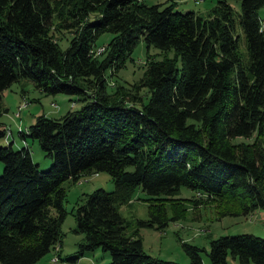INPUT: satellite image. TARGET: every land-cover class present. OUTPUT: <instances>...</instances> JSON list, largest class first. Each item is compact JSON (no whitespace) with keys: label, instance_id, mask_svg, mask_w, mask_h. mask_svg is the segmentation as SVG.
Instances as JSON below:
<instances>
[{"label":"trees","instance_id":"1","mask_svg":"<svg viewBox=\"0 0 264 264\" xmlns=\"http://www.w3.org/2000/svg\"><path fill=\"white\" fill-rule=\"evenodd\" d=\"M262 5L240 0L235 15L229 0H216L202 15L176 9L175 0H0V92L29 78L45 93L82 100L18 129L38 140L48 166L26 143H0V263L29 264L59 247L63 181L93 171L107 170L113 187L85 192L70 209L73 230L83 233L75 256L100 246L110 253L105 264H202L194 243L183 242L188 263L147 252L139 228H163L210 198L222 215L264 207ZM104 32L112 36L96 53ZM140 39L147 52L154 45L163 53L149 56L139 82L146 91L118 82L111 93L106 72L124 67ZM182 185L192 194L180 195ZM137 187L147 193V216L131 227L120 205ZM228 252L240 264H264V236L209 239L211 264H228Z\"/></svg>","mask_w":264,"mask_h":264},{"label":"rangeland","instance_id":"2","mask_svg":"<svg viewBox=\"0 0 264 264\" xmlns=\"http://www.w3.org/2000/svg\"><path fill=\"white\" fill-rule=\"evenodd\" d=\"M165 1L167 0H144L146 4L163 3ZM178 1L176 9L180 11L193 9L202 15H205L216 2V0ZM229 2L233 7L234 14L239 13L240 0H229ZM258 13L260 18L264 19V5L259 8ZM58 35L56 36L58 37ZM111 36V32H104L96 39V53L104 49V45ZM59 45L64 49L68 45V39L59 40ZM240 48L243 49L242 43ZM150 54L156 58L163 56V53L154 45H150L147 52L146 43L143 39H140L132 52V58L126 61L124 67L111 76H109L110 71L106 72L108 75V90L114 93L113 91L119 82L127 87H132L131 90L134 89L137 90V93L143 94L146 90L144 87L139 86V82L150 59ZM165 55L171 56L172 51H167ZM23 90L25 95L22 96ZM2 91L0 95V121L3 124H8L10 128L12 127L16 138L15 147L25 143L24 138L20 137L17 129L24 126V124L31 123L37 114L46 113L58 117L68 108L77 107L82 103V100L78 99L79 95L77 93L73 94L63 91L45 93L35 87L33 81L29 78L14 81L10 87ZM144 99H146V96H144ZM22 102L25 103L21 106L19 116H17V107ZM26 138L27 144L31 148L32 157L38 162L39 167L48 166L51 162V157L45 154L38 140L30 135H27ZM243 138L245 137L236 136L233 139ZM10 139L12 138L10 137ZM7 142L8 140H5L4 136H0V143L6 144ZM2 169L3 163L0 160V172ZM63 185L66 188L63 204L68 211L61 222L62 240L60 247L56 244L40 258L29 264H105L110 259V253L107 250H103L100 246L75 256L78 246L77 242L83 238V233L73 230L75 218L70 209L77 199H82L85 192H90L98 186L106 189L112 188L113 180L110 173L107 170L85 173L76 181L71 178L64 179ZM179 194L189 196L192 191L189 187L182 185ZM146 196L147 193L137 187L134 194L120 205V210L129 219L131 227L134 226L137 217L147 216L148 200ZM139 231L143 248L153 255L175 259L181 263H188L189 255L183 242L194 243L201 247L202 264H211L207 254L211 237L219 234L239 232H253L264 236V207H256L247 214L226 213L222 215L218 214L217 204H215L213 198H210L196 206L190 204L184 217L170 220L163 228L144 225L139 228ZM227 262L228 264H240L237 258L233 257L229 252L227 254ZM247 264L254 263L250 261Z\"/></svg>","mask_w":264,"mask_h":264},{"label":"crops","instance_id":"3","mask_svg":"<svg viewBox=\"0 0 264 264\" xmlns=\"http://www.w3.org/2000/svg\"><path fill=\"white\" fill-rule=\"evenodd\" d=\"M175 1H177V2H179L178 0H175ZM7 88V87H6ZM6 88H4V89H6ZM3 89V90H4ZM3 92V91H2ZM2 92H0V95H1V93ZM22 96L23 95H25V92H24V90H23V92H22V94H21ZM1 98H2V96H1ZM76 102V101H75ZM55 110V109H54ZM17 116H19V114L17 115ZM6 123V122H5ZM8 125V124H7ZM26 125H28V124H26ZM26 125L24 124V126H22V127H26ZM11 129V133L9 134V136L8 137H6L5 138V136H4V138H5V140L6 139H10V137L12 138V140L14 141L13 143H15L16 142V138H15V136H14V132H13V129H12V127L10 128ZM18 130V129H17ZM20 135V134H19ZM20 137H22V136H20ZM23 138V137H22ZM24 140H25V143L27 144V138H24ZM24 143V144H25ZM60 247V246H59Z\"/></svg>","mask_w":264,"mask_h":264},{"label":"built area","instance_id":"4","mask_svg":"<svg viewBox=\"0 0 264 264\" xmlns=\"http://www.w3.org/2000/svg\"><path fill=\"white\" fill-rule=\"evenodd\" d=\"M96 52H97V50H96ZM25 102H22V103H20L19 105H18V107H17V111H16V114H19V110H20V108H21V106L24 104ZM4 126V131H5V137H8L9 136V134L11 133V129H10V127L8 126V125H6V124H4L3 125ZM18 129H22V126L21 127H19Z\"/></svg>","mask_w":264,"mask_h":264}]
</instances>
